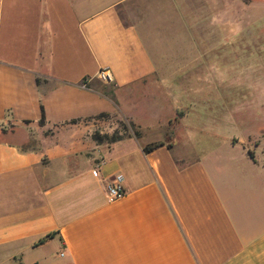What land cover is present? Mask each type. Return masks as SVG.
<instances>
[{
    "label": "crops",
    "instance_id": "1",
    "mask_svg": "<svg viewBox=\"0 0 264 264\" xmlns=\"http://www.w3.org/2000/svg\"><path fill=\"white\" fill-rule=\"evenodd\" d=\"M141 1L0 0V264H264V130L227 117L201 154L165 139L145 152L144 133L92 139L101 113L147 131L142 115L187 106L166 75L190 70L156 44L167 27L235 35L234 0H145V21ZM187 114L177 131L193 137ZM115 174L126 193L109 200Z\"/></svg>",
    "mask_w": 264,
    "mask_h": 264
},
{
    "label": "rangeland",
    "instance_id": "2",
    "mask_svg": "<svg viewBox=\"0 0 264 264\" xmlns=\"http://www.w3.org/2000/svg\"><path fill=\"white\" fill-rule=\"evenodd\" d=\"M234 1L240 5L235 6L234 34L248 35V38L230 37L219 28L217 40L200 39L204 29L188 25L181 27L185 34L180 37L178 26L167 27V41L156 42L160 54L170 53V57L163 59L166 65H181L190 70L166 75L186 88V107L175 111L164 105L152 117L142 115L140 124L147 125V131L113 115L99 114L93 119L97 124L94 131L108 134L119 131L122 136L138 132V137L144 133L150 141L165 139L175 142L177 148L192 145L196 153L201 154L222 145L221 139L212 135L226 127L227 117H235L237 125L244 124L250 133L264 130V0ZM139 6L136 16L144 20L145 0ZM122 14L124 18L129 16L126 11ZM206 47L216 51L200 56L190 54L194 48ZM180 52L182 57L177 56ZM185 112L188 117H200L193 125L198 128L196 136L186 137L184 132L177 131L181 125L178 118Z\"/></svg>",
    "mask_w": 264,
    "mask_h": 264
},
{
    "label": "built area",
    "instance_id": "3",
    "mask_svg": "<svg viewBox=\"0 0 264 264\" xmlns=\"http://www.w3.org/2000/svg\"><path fill=\"white\" fill-rule=\"evenodd\" d=\"M96 79L104 84L112 82V74L108 68H100L96 73ZM88 79L82 81V85L85 86ZM105 190L109 200H114L122 197L126 190L123 186V176L121 174H115L107 180L105 184Z\"/></svg>",
    "mask_w": 264,
    "mask_h": 264
},
{
    "label": "trees",
    "instance_id": "4",
    "mask_svg": "<svg viewBox=\"0 0 264 264\" xmlns=\"http://www.w3.org/2000/svg\"><path fill=\"white\" fill-rule=\"evenodd\" d=\"M39 81V79L37 78V82ZM100 115H106V113H101ZM44 111L42 109V114H41V117L39 119V124L42 125L44 123ZM72 122H75L74 120H72ZM135 135L138 136L139 133L138 132H135ZM123 136L121 134H119V131H113L111 134H108V133H100L98 130H95L93 133H92V139L97 142V143H102V142H114V141H117L119 139H121ZM164 142L163 141H152V142H149L147 144H145L143 146V150L145 152H149L155 148H157L158 146L160 145H163ZM169 145V144H168ZM33 264H36V263H33Z\"/></svg>",
    "mask_w": 264,
    "mask_h": 264
}]
</instances>
